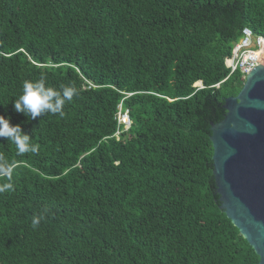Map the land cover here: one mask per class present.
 I'll return each instance as SVG.
<instances>
[{"label":"trees","instance_id":"trees-1","mask_svg":"<svg viewBox=\"0 0 264 264\" xmlns=\"http://www.w3.org/2000/svg\"><path fill=\"white\" fill-rule=\"evenodd\" d=\"M246 28L264 37V0H0V114L38 146L0 138V264H259L221 210L211 142ZM41 76L78 89L63 118L15 111Z\"/></svg>","mask_w":264,"mask_h":264},{"label":"water","instance_id":"water-1","mask_svg":"<svg viewBox=\"0 0 264 264\" xmlns=\"http://www.w3.org/2000/svg\"><path fill=\"white\" fill-rule=\"evenodd\" d=\"M224 108V119L211 125L221 210L264 264V64Z\"/></svg>","mask_w":264,"mask_h":264},{"label":"clouds","instance_id":"clouds-1","mask_svg":"<svg viewBox=\"0 0 264 264\" xmlns=\"http://www.w3.org/2000/svg\"><path fill=\"white\" fill-rule=\"evenodd\" d=\"M79 94L74 86H61L56 88L46 82V78L41 76L38 80H25L23 82L22 94L14 100V109L18 113H23L31 120L46 114L59 115L63 118L65 106L73 101ZM0 138H7L16 145L17 154L36 153L38 146L32 142V136L26 133L22 127L11 123V117L0 114ZM0 166H3L5 173L11 180V173L14 168V162L9 163L0 157ZM12 188L11 183L0 185V193ZM40 223V217L33 220V225Z\"/></svg>","mask_w":264,"mask_h":264},{"label":"built area","instance_id":"built-area-1","mask_svg":"<svg viewBox=\"0 0 264 264\" xmlns=\"http://www.w3.org/2000/svg\"><path fill=\"white\" fill-rule=\"evenodd\" d=\"M264 60V37L255 36L253 32L246 28L243 30L242 38L235 43L232 53L226 58L225 65L229 70L227 79L234 75L239 74L243 83L246 77ZM202 88V85H198ZM120 112L117 116L118 131L115 134L116 139H120L121 135L129 131L131 127V120L126 110L123 112L122 105L119 106Z\"/></svg>","mask_w":264,"mask_h":264},{"label":"rangeland","instance_id":"rangeland-1","mask_svg":"<svg viewBox=\"0 0 264 264\" xmlns=\"http://www.w3.org/2000/svg\"><path fill=\"white\" fill-rule=\"evenodd\" d=\"M263 63H264V60H263ZM199 84L197 83V85L196 86H198Z\"/></svg>","mask_w":264,"mask_h":264},{"label":"bare ground","instance_id":"bare-ground-1","mask_svg":"<svg viewBox=\"0 0 264 264\" xmlns=\"http://www.w3.org/2000/svg\"><path fill=\"white\" fill-rule=\"evenodd\" d=\"M198 84L200 85V82Z\"/></svg>","mask_w":264,"mask_h":264}]
</instances>
